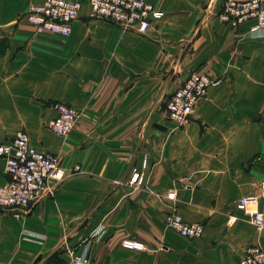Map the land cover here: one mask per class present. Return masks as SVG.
Listing matches in <instances>:
<instances>
[{"label": "crops", "instance_id": "1", "mask_svg": "<svg viewBox=\"0 0 264 264\" xmlns=\"http://www.w3.org/2000/svg\"><path fill=\"white\" fill-rule=\"evenodd\" d=\"M42 1L0 0V144L24 130L33 147L59 157L64 179L49 180L18 219L0 210V264H66L100 229L91 264H239L247 246L264 250V231L236 208L264 180V31L220 23L223 0H146L163 18L139 36L70 0L81 8L61 37L24 19ZM191 73L221 84L177 128L162 110ZM57 102L78 111L67 136L48 129ZM144 160L135 188L129 176ZM7 179L0 157V185ZM257 207L264 213V200ZM172 211L202 224V236L167 228ZM126 239L144 250L122 248Z\"/></svg>", "mask_w": 264, "mask_h": 264}, {"label": "built area", "instance_id": "2", "mask_svg": "<svg viewBox=\"0 0 264 264\" xmlns=\"http://www.w3.org/2000/svg\"><path fill=\"white\" fill-rule=\"evenodd\" d=\"M92 20L106 22L116 27L146 36L154 23L162 20L163 13L146 0H87ZM81 2L70 0H43L39 4L27 7L24 19L36 32L68 37L71 25L78 18ZM214 9V4L209 8ZM217 19L220 23L235 29L241 24L253 21L252 33L264 31V0H223ZM220 79H211L205 74L187 75L165 100L167 119L177 128L186 126L193 120L198 107L207 98L209 88L219 86ZM56 116L49 122L48 129L57 136H67L77 118L78 111L71 105L57 102L53 105ZM0 157L5 162L7 181L0 185V210L10 213L14 218L25 215L28 209L47 193V182L60 183L64 173L59 166V157L53 153L40 151L30 143L24 130L16 132L7 144H0ZM146 161L141 168H133L129 184L140 188L144 184ZM175 192L170 191L166 199L173 201ZM264 200V180L259 184L257 194H247L237 203L236 208L250 218L258 231H264V213L257 207L258 201ZM167 228L174 230L186 239H198L204 232L200 223H186L175 212L166 215ZM105 231L98 230L84 240L70 254L66 264H91L90 250L93 242L99 240ZM27 239L42 241L43 235L27 230L23 231ZM126 250L143 251L144 245L134 239L121 242ZM239 264H264V250L259 245L245 248Z\"/></svg>", "mask_w": 264, "mask_h": 264}, {"label": "rangeland", "instance_id": "3", "mask_svg": "<svg viewBox=\"0 0 264 264\" xmlns=\"http://www.w3.org/2000/svg\"><path fill=\"white\" fill-rule=\"evenodd\" d=\"M80 2V1H79ZM33 4V3H32ZM30 5V4H29ZM28 5V6H29ZM26 12V11H25ZM25 14V13H24ZM162 113H165V106H164V110H162ZM166 114V113H165ZM190 240H192V239H190Z\"/></svg>", "mask_w": 264, "mask_h": 264}, {"label": "water", "instance_id": "4", "mask_svg": "<svg viewBox=\"0 0 264 264\" xmlns=\"http://www.w3.org/2000/svg\"><path fill=\"white\" fill-rule=\"evenodd\" d=\"M157 129H162V128H160L159 126H155Z\"/></svg>", "mask_w": 264, "mask_h": 264}]
</instances>
